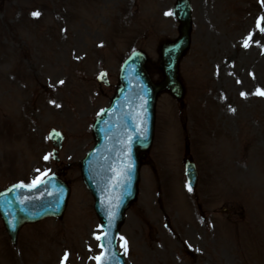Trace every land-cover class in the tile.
Returning a JSON list of instances; mask_svg holds the SVG:
<instances>
[{"label":"rangeland","instance_id":"1","mask_svg":"<svg viewBox=\"0 0 264 264\" xmlns=\"http://www.w3.org/2000/svg\"><path fill=\"white\" fill-rule=\"evenodd\" d=\"M192 1L193 43L181 64L186 94L182 103L169 94L158 98L149 154L154 167L141 169L140 195L127 213L118 246L127 264H216L233 253L224 221L214 214L221 200L242 199L238 189L249 187L254 203L264 208V102L255 93L264 88V76L259 81L258 69L254 73L258 81H250L257 54L241 61L230 45L240 37L229 35L255 24L260 2ZM175 2L0 0V190L53 172H62L72 187L63 219L25 227L15 246L0 221V264H94L100 253L96 239L100 223L82 181L80 162L95 143L92 126L116 92L127 55L135 49L145 51L152 78L162 79L159 47L178 36ZM34 12L40 15L34 17ZM223 58H230L228 68ZM234 65L245 70L237 73ZM100 70L109 73V88L96 84ZM227 70L236 72L245 87L242 99L236 78ZM247 73L249 78L241 77ZM227 77L235 81L233 88L224 82ZM226 106H237L241 112L233 115ZM52 128L66 136L59 163L52 160L47 137ZM185 137L201 175L198 192L189 194L194 204L199 196L205 202V216L216 221H190L195 214L192 201L178 183L181 177L188 191L182 165ZM164 198L180 211L177 221L171 214L169 231L168 221H154L156 211L150 210L163 208ZM257 219L264 224V217ZM191 242L200 243L201 249Z\"/></svg>","mask_w":264,"mask_h":264},{"label":"water","instance_id":"2","mask_svg":"<svg viewBox=\"0 0 264 264\" xmlns=\"http://www.w3.org/2000/svg\"><path fill=\"white\" fill-rule=\"evenodd\" d=\"M183 18L186 25L182 30L181 40L177 44L169 46L165 53V65L163 70L167 77L166 82L168 86L176 84L178 58H180L181 53H183L189 44L188 33L190 14L187 9H184ZM144 59L145 57L141 53H135L126 62L121 74L122 87L120 89V96L116 99V104L111 109L110 115L105 116V118L99 122V126H97V138L100 140V148H103L102 143L109 139L105 136L109 135L114 128H116L119 135L124 136L128 140L126 145L129 146V151L126 152V155L132 158L134 163L131 167L133 172L135 171L133 178H131L133 184H136L138 179V153L141 150L148 149L153 134L152 117L156 88L150 83V80L143 69ZM119 122L121 125H119ZM112 123H117L116 127ZM122 149L125 150V148ZM101 151L102 149H100L99 152ZM99 152L88 158L87 168L89 169L84 173L87 183L95 190L100 189V184L99 182L94 183V168L93 166L92 168L89 166L92 165L93 161L95 162L98 159ZM88 175H90V177H88ZM189 177L192 178L190 172ZM34 188L35 186L28 189L21 186H14L0 194V210L5 220L7 230L14 241L16 240L18 231L23 224L47 216H61L66 206V196L68 195L63 187L60 186L54 188L55 196L52 199L43 201L41 197H38L39 205H35L36 207L26 205L21 196L23 192L33 190ZM102 192L105 193L108 191ZM135 193L136 189H133L132 192L127 190L126 200L123 201L122 211L119 204L114 208L109 220V226L113 229L114 233L116 225L118 230L122 221L121 218L123 212L128 206V203L134 199ZM96 207L102 220L106 221L107 218H104V215L100 213L101 211L98 203ZM120 211L121 218L118 223H116V217Z\"/></svg>","mask_w":264,"mask_h":264},{"label":"snow or ice","instance_id":"3","mask_svg":"<svg viewBox=\"0 0 264 264\" xmlns=\"http://www.w3.org/2000/svg\"><path fill=\"white\" fill-rule=\"evenodd\" d=\"M32 15H33L34 17H38V16L40 15V13H39V12H34ZM169 15H171V13H169ZM262 19H264V18H262ZM261 30L264 31V29H261ZM248 39L251 40V36H249ZM244 46H245V47H248V44L246 43ZM61 83H63V81H61ZM260 94H261V95H264V92H261ZM242 95H243V94H242ZM58 106H59V105H57V107H58ZM45 159L47 160L48 158L45 157ZM21 187H23V185H21ZM189 191H191V188H189ZM96 239H97L98 241H101V240L105 239V237H97ZM100 246H101V248L104 247L103 244H101ZM66 257H67V254H66ZM96 259H97L98 264H104V262L101 260L100 257H97Z\"/></svg>","mask_w":264,"mask_h":264}]
</instances>
